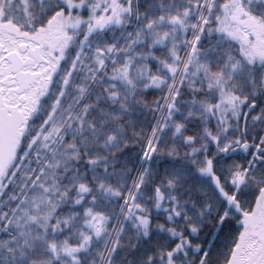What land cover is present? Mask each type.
Wrapping results in <instances>:
<instances>
[{
    "label": "snow or ice",
    "instance_id": "6c2138e0",
    "mask_svg": "<svg viewBox=\"0 0 264 264\" xmlns=\"http://www.w3.org/2000/svg\"><path fill=\"white\" fill-rule=\"evenodd\" d=\"M0 264H264V0H0Z\"/></svg>",
    "mask_w": 264,
    "mask_h": 264
}]
</instances>
